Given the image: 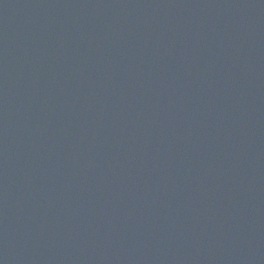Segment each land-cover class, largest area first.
Returning <instances> with one entry per match:
<instances>
[{
	"label": "water",
	"instance_id": "water-1",
	"mask_svg": "<svg viewBox=\"0 0 264 264\" xmlns=\"http://www.w3.org/2000/svg\"><path fill=\"white\" fill-rule=\"evenodd\" d=\"M0 264H264V0H0Z\"/></svg>",
	"mask_w": 264,
	"mask_h": 264
}]
</instances>
